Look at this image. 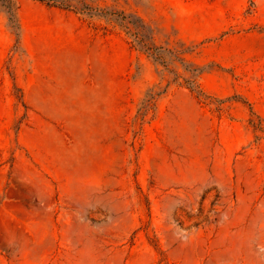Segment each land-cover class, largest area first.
Returning a JSON list of instances; mask_svg holds the SVG:
<instances>
[{
	"label": "rangeland",
	"instance_id": "obj_1",
	"mask_svg": "<svg viewBox=\"0 0 264 264\" xmlns=\"http://www.w3.org/2000/svg\"><path fill=\"white\" fill-rule=\"evenodd\" d=\"M11 3L0 264H264V0Z\"/></svg>",
	"mask_w": 264,
	"mask_h": 264
},
{
	"label": "trees",
	"instance_id": "obj_2",
	"mask_svg": "<svg viewBox=\"0 0 264 264\" xmlns=\"http://www.w3.org/2000/svg\"><path fill=\"white\" fill-rule=\"evenodd\" d=\"M1 1V5L6 9V13L8 14V19L13 22L15 19V15L14 12L12 10L11 7V0H0ZM42 1H47L48 3H56L58 2L60 5H64V6H69V4L67 3V0H42ZM87 8V6L85 4H82L81 7L79 8L80 11H85V9Z\"/></svg>",
	"mask_w": 264,
	"mask_h": 264
}]
</instances>
